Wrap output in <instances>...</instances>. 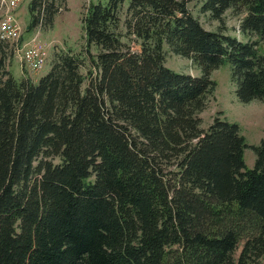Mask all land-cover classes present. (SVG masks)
I'll list each match as a JSON object with an SVG mask.
<instances>
[{"label": "trees", "instance_id": "16d2710c", "mask_svg": "<svg viewBox=\"0 0 264 264\" xmlns=\"http://www.w3.org/2000/svg\"><path fill=\"white\" fill-rule=\"evenodd\" d=\"M192 1L131 0L123 25L124 0L93 4L91 66L58 52L37 83L13 75L0 39V264H264V141L249 168L239 124L200 116L225 63L238 99L264 102V0L202 5L222 24L242 14L258 40L205 28ZM57 7L33 0L28 30ZM166 45L202 75L168 68Z\"/></svg>", "mask_w": 264, "mask_h": 264}, {"label": "rangeland", "instance_id": "374dc122", "mask_svg": "<svg viewBox=\"0 0 264 264\" xmlns=\"http://www.w3.org/2000/svg\"><path fill=\"white\" fill-rule=\"evenodd\" d=\"M52 2L53 9L61 7L52 15L49 26L45 28H35L28 30V25L34 19V15L38 12L31 8L33 0H22L18 3L13 13L21 26V37L17 41L20 45L28 42L35 35L38 40L47 48L48 59L46 63L38 71H32L24 66L21 59V52L15 49V56L12 59L10 69L17 79L23 78V72L37 83L51 69L52 61L58 52L74 54L84 53L85 64L91 66L90 57L86 53V33L84 29V16L93 4L106 3L108 0H48ZM8 2L10 0H0V19L4 13L8 11ZM131 0H124V6L120 13V21L123 23L127 18V7ZM204 0H194L190 3V9L197 17L202 25L214 31H224L227 34L238 37L243 40H258L257 36L245 35L241 30L240 21L242 14L236 13L233 9H229L224 17V23L211 17L209 12H203L202 5ZM123 27V26H122ZM123 41L131 46L132 50L139 49V40L131 34H128L126 28H122ZM11 41V44L16 47ZM259 48L264 53V41H259ZM167 51L166 66L176 72L191 74L193 76H201L203 71L201 66L184 56H180L172 52L166 45ZM92 55H96L99 49L95 46L91 48ZM87 72V70H85ZM212 79L216 81L215 90L208 95L209 102L204 111L200 113L202 118V128L207 129L212 123L213 118L220 113L221 117L229 122L238 123L242 135L248 146L245 149L244 157L249 168H253L256 161V152L251 145H259L264 141V102L261 100H253L248 103L241 102L237 96V82L232 75V68L229 63L221 65L211 73ZM89 81L85 83L87 86ZM243 242L240 243L235 253L237 259ZM264 261V259H263Z\"/></svg>", "mask_w": 264, "mask_h": 264}, {"label": "built area", "instance_id": "2783aa9c", "mask_svg": "<svg viewBox=\"0 0 264 264\" xmlns=\"http://www.w3.org/2000/svg\"><path fill=\"white\" fill-rule=\"evenodd\" d=\"M20 1L22 0H10L8 2V11L0 19V39L9 42L13 41L14 45L21 37V26L18 24L13 13V10ZM16 48L18 52L22 53L21 59L23 60L24 66L32 71H38L48 59L47 48L44 44L40 43L38 35H35L28 42L21 45L17 42Z\"/></svg>", "mask_w": 264, "mask_h": 264}]
</instances>
